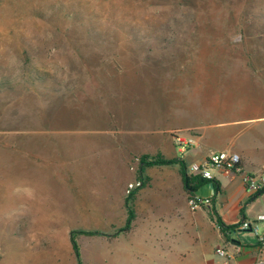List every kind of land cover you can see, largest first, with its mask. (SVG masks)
Here are the masks:
<instances>
[{"label": "rangeland", "instance_id": "1", "mask_svg": "<svg viewBox=\"0 0 264 264\" xmlns=\"http://www.w3.org/2000/svg\"><path fill=\"white\" fill-rule=\"evenodd\" d=\"M66 94L73 105L124 96L139 123L144 104L163 100L190 109L200 124L231 101L262 102L264 0H0V175L24 179L26 210H45L43 200L56 199L32 191L47 190L57 175L74 177L63 154L86 128L54 135L57 126L42 117ZM253 112L252 106L244 111ZM143 158L156 159L134 162ZM129 188L128 195L135 191ZM95 221L41 216L8 223L25 230L26 243L39 238L43 248L49 238L96 234L84 231ZM257 224L262 231L264 221ZM252 236L229 235L257 245Z\"/></svg>", "mask_w": 264, "mask_h": 264}, {"label": "crops", "instance_id": "2", "mask_svg": "<svg viewBox=\"0 0 264 264\" xmlns=\"http://www.w3.org/2000/svg\"><path fill=\"white\" fill-rule=\"evenodd\" d=\"M231 102L225 109L209 112V121L202 124L190 109L166 106L164 100L160 106L144 104V110L140 107L146 118L139 123L129 114L136 107L124 96L73 105L66 94L59 107L42 117L57 126L54 135L78 133L73 129L80 125L86 128L79 132L82 136L73 149L63 154L70 162L67 171L74 172V177L57 175L44 185L47 190L32 191L56 199L40 201L48 205L45 210L34 205L26 210L24 179L0 175V264H212L215 249L222 243L232 252L240 248L234 264L264 259L259 240L257 245L230 241L231 231L238 229L223 233L212 216L215 210L224 224L234 226L264 215V193L254 197L242 179L244 173L264 174V101ZM251 106L255 113H244ZM176 132L189 143L183 155L176 147ZM213 151L238 153L242 174L215 171L218 187L210 182L197 192L211 197L212 205L191 211L182 164L202 162ZM145 155L174 163L134 162ZM130 185L135 191L129 197ZM130 212L134 217L131 228L123 231ZM41 216L96 220V226L84 229L96 234L75 238L78 259L70 234L54 238L58 242L49 238L50 243L41 248L39 238L26 243L22 227H9L10 219ZM11 242L15 248L10 249Z\"/></svg>", "mask_w": 264, "mask_h": 264}, {"label": "built area", "instance_id": "3", "mask_svg": "<svg viewBox=\"0 0 264 264\" xmlns=\"http://www.w3.org/2000/svg\"><path fill=\"white\" fill-rule=\"evenodd\" d=\"M176 147L181 155L188 150V141L186 138L176 132L174 135ZM186 171L189 176H200L207 180L214 179L215 171H226L242 174L241 157L238 153L230 151H213L202 162L190 163L186 166ZM242 179L246 190L254 195L264 189V174H242ZM140 184H137L139 186ZM194 192L188 195L187 203L191 211H197L212 205V198L205 197ZM264 221V215H260L254 221L241 220L238 223L239 231H247L256 236L259 240V245L264 247V229L261 231L257 222ZM219 227V226H218ZM240 252V248L236 247L234 252L230 251L227 246L218 245L215 249V254L219 261L215 264H234L236 254ZM256 264H264V259L258 260Z\"/></svg>", "mask_w": 264, "mask_h": 264}, {"label": "trees", "instance_id": "4", "mask_svg": "<svg viewBox=\"0 0 264 264\" xmlns=\"http://www.w3.org/2000/svg\"><path fill=\"white\" fill-rule=\"evenodd\" d=\"M145 159L146 158L142 159V163L147 164V165L172 164V163H174L173 160H165V159H159V158L158 159H153V160H150V161L145 160ZM185 170H186V166L182 164L183 181H184V186H185V189H186V192L188 193V195H192L194 192L198 191L205 184H208L210 182L214 183V180H207V179L201 178L200 176H189L186 173ZM214 184H215V187H218L216 185V183H214ZM132 193L129 195V197L132 195ZM263 193H264V189L261 190L260 192H258L257 194H255L254 197H258V196L262 195ZM212 216H213V219L218 224L220 230L223 233L227 232L228 230L235 229V228L238 227V224L234 225V226H227L226 224H224L223 221L219 218V216H218V214H217V212L215 210H213V215ZM132 220H133V214L130 212L127 224L122 230L130 229L131 228V224H132ZM73 245H74V249H75L76 254L79 255L78 246H77L75 240H73Z\"/></svg>", "mask_w": 264, "mask_h": 264}]
</instances>
